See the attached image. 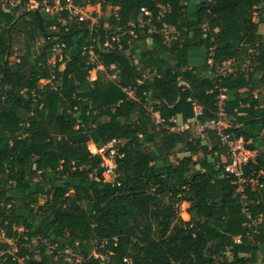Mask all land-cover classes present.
<instances>
[{
	"label": "trees",
	"instance_id": "trees-1",
	"mask_svg": "<svg viewBox=\"0 0 264 264\" xmlns=\"http://www.w3.org/2000/svg\"><path fill=\"white\" fill-rule=\"evenodd\" d=\"M188 1L75 0L100 6L103 40L105 24L126 31L121 49L115 43L100 52L104 69L91 80L83 50L89 22L71 20L66 31L60 19H69L68 11L6 13L0 0V264H259L264 186H246L251 203L244 211L217 132L207 129L204 140L171 127L174 119L195 118L193 101L203 106V121L216 119L225 94L226 131L258 152L246 175L264 172V105L256 94L264 88V0H200L193 15ZM160 4L171 6L164 20L179 32L170 43L130 25L147 7L161 28ZM146 40L149 46L133 50ZM61 42L63 70L51 61ZM192 48L206 50L203 66L190 63ZM211 49L214 67L207 62ZM229 60L240 72L219 74L217 66ZM112 64L120 70L116 80L108 78ZM113 139L125 143L118 145L116 179L108 181L90 145ZM182 203L189 204V220L180 215Z\"/></svg>",
	"mask_w": 264,
	"mask_h": 264
},
{
	"label": "built area",
	"instance_id": "built-area-1",
	"mask_svg": "<svg viewBox=\"0 0 264 264\" xmlns=\"http://www.w3.org/2000/svg\"><path fill=\"white\" fill-rule=\"evenodd\" d=\"M40 6H44L46 11L54 15H60L63 11H68L69 19H60V22L66 31H68L71 27V20L76 19L77 21H86L90 23L89 30L91 31V35L88 39V43L84 45L83 50L88 56V63L93 65V68L89 70V78L91 80L96 78V72L98 70L104 69V65L102 64L100 58V52H108L109 50L114 49L115 43H118L119 49L123 47L121 44V38L126 34V31H121V28L114 30L111 25L105 24L103 28L106 30V37L103 40L101 35H98V28L101 27L100 19L102 17V13L101 9L97 11L95 9V5L91 3L81 5L76 4L75 0H66L64 3L61 0H54L51 3L48 0H44L43 3L36 0H30L29 2H24V0H2V9L6 13L19 8L21 10L23 8L36 10ZM158 7L159 14L157 19L158 22L162 24L161 28H158L156 25L155 21L153 20V13L147 7H143L141 9L142 17L140 18V23L130 25L132 27H136L137 25L140 27H147L149 33H162L165 37V41L170 43L172 40L177 38V35H179V32L164 20L171 13L172 9L169 5L160 4ZM56 28V26L53 27V29ZM202 28L205 33L208 31L207 25H202ZM132 33L134 34L133 31ZM134 37H137V35L134 34ZM66 48L67 44L65 42L57 43L53 47L55 56L51 61L54 65H56L57 62H61L60 70L65 68V59H67V56L64 51ZM213 54V49H211L207 60L210 67H214ZM249 65H252L250 60L247 61V63L241 69V72H243ZM110 69L114 72L109 73L108 78L110 80H116L120 71L117 64H112ZM217 71L223 76L234 72H240L234 60H229L218 65ZM138 82L141 83L142 79H139ZM125 90L131 98L135 97V92L133 90ZM224 99H226V95L222 94L221 100L219 102V112L217 114V118L209 121L202 120V116L204 114L203 106L199 102L193 101L195 118L190 122L174 119L175 124L171 127V131L175 133H185L192 131L204 140L208 138L207 129H214L217 132L221 144L228 149L229 153V159L227 160L228 162L225 166L226 172L236 178V183L238 184L237 192L241 193L244 211H247L251 201L246 197V186L251 184L253 187L257 185L263 187L264 184L260 181V176L264 174V172L261 171L256 176H253L252 174L246 175L245 166L254 160V153L247 148V143L243 137H237L235 134L226 131V128L230 122L224 108ZM153 117L157 124L163 122L160 112H153ZM124 143L125 140L113 139L111 142L100 148L96 147L94 144H91L94 151L90 145V150L92 153L102 156V165L105 168L106 179L108 181H114L116 179L117 174L115 168L118 145H123ZM259 222H261V220H259ZM251 226L252 224H250V227ZM18 261L20 263L24 262L23 259H18ZM125 261H128V259H125Z\"/></svg>",
	"mask_w": 264,
	"mask_h": 264
},
{
	"label": "crops",
	"instance_id": "crops-1",
	"mask_svg": "<svg viewBox=\"0 0 264 264\" xmlns=\"http://www.w3.org/2000/svg\"><path fill=\"white\" fill-rule=\"evenodd\" d=\"M199 2H200V0H189L187 2L188 13L193 15L195 13L196 6ZM256 19H257V17H256ZM259 33L264 36V24L259 25ZM150 44H151V40L140 41V42L133 45V50L135 52H138L143 47L149 46ZM189 53H190V63L192 65L203 66L205 64L206 57H207L205 49H203V48H192V49H190ZM259 92L262 95L261 102L264 105V88L258 90V92H256V94ZM179 120H181V118H179ZM262 134H264V130H263ZM253 153H255L254 160H256L258 152L253 151Z\"/></svg>",
	"mask_w": 264,
	"mask_h": 264
},
{
	"label": "rangeland",
	"instance_id": "rangeland-1",
	"mask_svg": "<svg viewBox=\"0 0 264 264\" xmlns=\"http://www.w3.org/2000/svg\"><path fill=\"white\" fill-rule=\"evenodd\" d=\"M95 9H96L97 11H99V10H100L99 5H95ZM259 12H260V11H257V12L255 13V16L257 17V19L255 18L256 21L258 20ZM101 13H103V12L101 11ZM110 13H111V11L108 10V11H107V14H110ZM43 82H44V83H47L46 80H43ZM91 148L93 149V146H92V145H91ZM262 148L264 149V145H263ZM93 151H94V149H93ZM198 157H201V155H199V156H195V159L198 158ZM254 158H255V153H254ZM188 206H189L188 203H182V204L180 205V207H179L180 215H181V217H182L184 220H189V218H190L189 214L187 213ZM46 228H47V230H49L47 226H46ZM42 242H43L45 245H47L48 247L53 248V246L50 245V242H49L48 240L43 239ZM10 243H11L12 246H13L12 251H13V252H16V244H15V242H10ZM39 244H40L39 240H35V241H34V244H33V251L36 253L37 257H39V253H40V251H41ZM69 253H70V252H69ZM2 255H3V253L0 252V257H1ZM260 257H261V258H260V262H259V264H264V250L262 251Z\"/></svg>",
	"mask_w": 264,
	"mask_h": 264
}]
</instances>
